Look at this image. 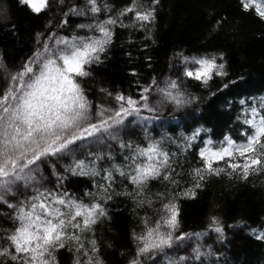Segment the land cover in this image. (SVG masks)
I'll return each mask as SVG.
<instances>
[{
	"label": "snow or ice",
	"instance_id": "snow-or-ice-1",
	"mask_svg": "<svg viewBox=\"0 0 264 264\" xmlns=\"http://www.w3.org/2000/svg\"><path fill=\"white\" fill-rule=\"evenodd\" d=\"M17 4L48 19L19 65L0 53V219L9 225L0 226V264H61V250L72 253L73 264H106L96 228L111 219L117 196L132 202L137 221L131 248L121 253L126 264H222L220 251L205 242L213 232L218 242L227 239L220 217L211 215L204 231L185 232L179 201L194 199L212 176H264V95L239 100V140L205 139L210 129L203 125L190 134L154 135L148 125L165 112L187 113L201 103L193 85L216 95L212 84L229 76L223 53L176 51L172 75L138 85L136 95L101 88L111 103H98L84 82L108 58L117 28L144 32L154 42L160 0H128L122 7L111 0ZM238 5L264 23V0ZM209 16L210 34L230 23ZM0 23L15 31L6 4ZM70 177L90 186L77 195L67 187ZM252 234L264 240V230Z\"/></svg>",
	"mask_w": 264,
	"mask_h": 264
},
{
	"label": "trees",
	"instance_id": "trees-1",
	"mask_svg": "<svg viewBox=\"0 0 264 264\" xmlns=\"http://www.w3.org/2000/svg\"><path fill=\"white\" fill-rule=\"evenodd\" d=\"M111 2L122 7L128 0ZM5 4L10 9L15 31L8 24L0 23V53L9 64L19 65L31 53L33 36L44 28L48 15L35 16L19 6L17 0H0V6ZM210 12L217 19L228 17L230 23L210 34ZM145 35L131 29H116L108 58L94 67L92 78L84 82L90 99L111 103L101 88L136 95L138 85L150 83L153 77L162 80L172 75L170 64L175 63L172 56L176 51L183 50L186 55L223 53L229 76L212 84L211 92L216 95L193 85L202 101L187 110L191 118L185 119V112H165L161 121L148 127L154 129V135L179 136L190 134L193 128L203 125L210 129L205 139L221 141L230 135L239 140L242 130L236 122L241 108L239 100L264 95V23L245 14L238 0H160L152 32L154 42L145 40ZM224 83L229 84L228 88H223ZM197 150L192 149V152ZM189 160L195 163L196 157L190 156ZM89 186L87 179L82 177H70L67 185L77 195ZM179 204L181 228L185 232L204 231L211 215L220 217L227 239L220 243L213 232L205 242L220 251L222 264H264V240H257L252 234L253 228L257 234L264 230V176H253L248 181L231 179L227 175L212 176L194 199L182 198ZM109 208L111 219L96 228L101 252L106 264H126V257L121 253L131 248L130 233L137 225L133 205L123 196H117ZM0 226L9 225L0 219ZM59 259L61 264H73V255L66 250H61Z\"/></svg>",
	"mask_w": 264,
	"mask_h": 264
}]
</instances>
